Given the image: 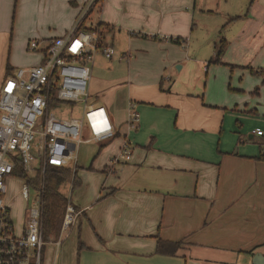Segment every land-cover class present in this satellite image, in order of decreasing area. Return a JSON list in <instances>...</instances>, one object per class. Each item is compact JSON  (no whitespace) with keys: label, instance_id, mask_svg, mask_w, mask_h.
<instances>
[{"label":"crops","instance_id":"1","mask_svg":"<svg viewBox=\"0 0 264 264\" xmlns=\"http://www.w3.org/2000/svg\"><path fill=\"white\" fill-rule=\"evenodd\" d=\"M218 1L99 0L85 19L89 0H0V86L30 40L44 45L79 18L108 26L114 48L87 92H100L116 135L95 141L98 153L108 145L86 168L78 151L70 201L81 213L56 264H254L264 255V130L255 133L264 126V0ZM215 40L225 42L219 56ZM129 101L139 113L132 129ZM124 138L130 159L110 166ZM158 238L182 243L158 253Z\"/></svg>","mask_w":264,"mask_h":264},{"label":"built area","instance_id":"2","mask_svg":"<svg viewBox=\"0 0 264 264\" xmlns=\"http://www.w3.org/2000/svg\"><path fill=\"white\" fill-rule=\"evenodd\" d=\"M99 0H89L83 14ZM82 18V16H81ZM79 18L66 34L47 39L44 45L37 40L27 43L29 51H38L42 60L34 65L18 67L8 74L0 86V264H42L46 243L60 244L62 234L81 213L69 197L57 235L42 234L43 173L47 163L76 167L80 144L105 141L114 136V127L106 109L87 102V80L94 55L111 58L113 46L95 30L81 29ZM54 99L51 100L50 96ZM62 102H80L81 116H57L54 109ZM83 119L89 137L82 139ZM139 121L136 104L129 101L125 125L135 128ZM256 134L262 130L255 129ZM37 135L38 165L31 151V141ZM130 142L124 138L118 152L110 159V166L130 159ZM19 160L26 181L21 186L27 198L29 184L36 190V198L29 206L23 228L15 233L9 208L3 202L5 177L13 173ZM35 180V181H34Z\"/></svg>","mask_w":264,"mask_h":264},{"label":"rangeland","instance_id":"3","mask_svg":"<svg viewBox=\"0 0 264 264\" xmlns=\"http://www.w3.org/2000/svg\"><path fill=\"white\" fill-rule=\"evenodd\" d=\"M208 2L213 3L214 0H212V1L208 0ZM218 3H219V7H221L223 5V2L221 0L218 1ZM99 8H100L99 3L96 2V4L91 7V11H88V14L85 17V19L88 17V15H90V18L94 17V15L98 12ZM204 15H205L204 18L206 21H209L210 19L215 18V17L209 16L207 13H204ZM216 16H220V14L219 15L217 14ZM89 22L90 21L88 19L87 23H89ZM196 24H197V22H195V24L193 26H195ZM200 32L201 33L205 32L204 34H206V29L203 31H200ZM214 39H216V38H214ZM215 41H216V45H217L216 49H218L219 42H217L218 40H215ZM213 42L214 41L211 42V45ZM26 51L28 52L27 54L23 55L20 58V60H17L16 63L11 64L13 67H15V68L24 67V66L34 65L36 63L39 55L35 52H30L28 50V48H26ZM103 62H106V59L104 58V56H102L101 53H96L94 55L93 63L91 65V71H90L91 75H95L97 70L100 69ZM175 69L177 70V66H175ZM89 81H90V79L88 78L87 84H89ZM87 91H88V85H87ZM87 93L89 94L87 96L88 97L87 98L88 103H91L93 106H97L98 104L101 103L100 92L92 93V94L89 92H87ZM54 112L57 114V116H62V117H67V116H77V117L79 116L80 117L82 114V106H81L80 102H76V103L62 102L54 109ZM260 127H262V128H259V129H261L263 131L264 126L262 125ZM81 136H82V139L89 137L88 127H87L86 121L84 119H83V128H82ZM112 139L109 141V143L112 141ZM95 145H97V144L93 140H91L85 144L84 143L80 144V147H79L80 152L79 153L83 152V155L86 156V158L88 159L87 163L82 165L83 168H86L89 166L92 158H93V160L96 159V161L99 160L102 156L101 151L108 144L104 145V147L101 149V151L99 153L97 152V147H96L95 151H93V148ZM37 147H38L37 135L34 134V138L31 141V151H32V154L34 155V157L36 159L35 163L38 165L40 157L38 156ZM69 165L72 166L71 162ZM75 170H77L76 176L78 178H79V176L81 177V173H82L81 163L78 162L77 168L75 167ZM4 181L6 184V191H5V193L2 194L3 202L9 208V217L12 221V225H13V228L15 230V233H19L21 231V229L23 228L27 210H28L29 206H31L32 201L37 196L36 190L33 188V186L31 184H29L28 195H27V198H25L23 196L22 191L20 190L22 184L26 181L25 178H23L22 176L8 175L5 177ZM77 188L78 187H74L72 189L71 188V182H64L58 187V190L63 195H65L67 198L69 197V199H71L70 198L71 191L75 192L77 190ZM49 235H54V233L48 232L45 235V238H47ZM64 235H65V232L62 234L60 243L64 240ZM57 248H58V246L56 247L53 243H49V242L44 245L43 251H42L43 252L42 264H54V262H55L54 260L56 259V255L54 253H55ZM54 256H55V258H54ZM55 264H56V262H55Z\"/></svg>","mask_w":264,"mask_h":264},{"label":"trees","instance_id":"4","mask_svg":"<svg viewBox=\"0 0 264 264\" xmlns=\"http://www.w3.org/2000/svg\"><path fill=\"white\" fill-rule=\"evenodd\" d=\"M79 25L81 29L95 30L103 39L104 31L109 29L108 26L101 23L84 27L80 21ZM224 43V40L219 42L216 56H219L224 49ZM258 72L261 73L262 70H258ZM50 98L53 100V95H51ZM115 135L116 133L114 132L113 136ZM13 173L19 176L24 175L22 165L19 160L15 161ZM43 178L44 191L42 196V234L45 236L48 232H51L57 235L60 229L65 204L68 199L58 190V187L64 182H71V188L73 189L76 186V170L75 168L72 169L70 166H59L47 163L44 169ZM181 243V240L170 241L158 238L155 251L158 253L171 254L177 250ZM80 246L81 245H79V247Z\"/></svg>","mask_w":264,"mask_h":264},{"label":"water","instance_id":"5","mask_svg":"<svg viewBox=\"0 0 264 264\" xmlns=\"http://www.w3.org/2000/svg\"><path fill=\"white\" fill-rule=\"evenodd\" d=\"M259 110V109H258ZM260 112V111H259ZM253 263L254 264H264V255L259 253V252H256L254 255H253Z\"/></svg>","mask_w":264,"mask_h":264}]
</instances>
